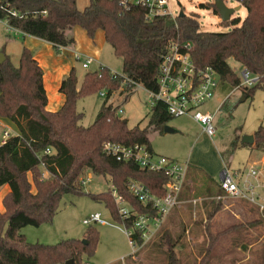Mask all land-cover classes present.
I'll return each mask as SVG.
<instances>
[{"label": "trees", "instance_id": "1", "mask_svg": "<svg viewBox=\"0 0 264 264\" xmlns=\"http://www.w3.org/2000/svg\"><path fill=\"white\" fill-rule=\"evenodd\" d=\"M0 3H8L18 13L9 16L0 11V17L23 34L51 43L57 52L73 44L69 32L74 27L83 29L91 39L101 30L105 42L122 63L121 76L113 77L108 67L100 65L85 72L78 87L75 70L71 69L59 87L64 102L51 112L46 108L43 71L30 50L22 47L17 65L1 51L5 60L0 64V118L13 123L18 135L0 144V187L5 184L9 187L0 212V264H55L69 259L73 264H83L82 254L87 258L94 254L99 234L91 224L85 231L84 242L72 238L56 244L32 243L22 233L26 226L51 222L63 195L83 193L82 180L87 173L106 177L110 182L107 191L89 195L104 204L115 222L127 228H131L132 220L118 215L113 190L138 213L150 211L128 191V180L141 183L156 196L164 195L163 173L117 161L103 152L102 145L107 141L125 146L140 144L151 151L149 128L162 132L173 118L166 105L157 102L150 107L147 126L129 128L119 118L118 108L108 100L118 90L126 98L137 85L156 90L162 57L173 43H190L193 63L197 67L210 66L219 75L220 93L240 90L241 99H225L219 106L226 120L232 118L238 102L251 99L257 89L264 91V0H245L246 15L242 20L222 21L224 25H232L226 32L202 31L196 17L191 15L177 17L175 21L147 19L144 9L137 6L124 9L119 0H88L83 9H79L77 0H0ZM213 10L217 14L214 5ZM228 58L257 76L256 82L239 87L241 79L228 64ZM98 91L106 98L93 123L81 126L78 121L82 113L77 111L76 102ZM252 135L253 143L246 145L235 134L228 146L230 156L242 146L264 154V127L259 126ZM47 148L51 153H44ZM133 236L140 243L138 234ZM173 244L169 243L167 264H181L171 251Z\"/></svg>", "mask_w": 264, "mask_h": 264}, {"label": "rangeland", "instance_id": "2", "mask_svg": "<svg viewBox=\"0 0 264 264\" xmlns=\"http://www.w3.org/2000/svg\"><path fill=\"white\" fill-rule=\"evenodd\" d=\"M213 1L168 0V5L173 15L178 16V13L183 12L185 15L195 16L199 29L202 31L226 32L232 25L222 23L218 13L216 14L213 10ZM87 2L88 0H77L79 9H83ZM223 3L229 8L239 7L230 15V20L236 18L242 20L245 17L246 8L239 5L236 0H223ZM200 4L205 7L201 8ZM21 49V39L0 27V51H3L14 65L18 64ZM102 56L108 59L110 65L107 67L110 71L122 73L121 59L113 54L111 46L107 43ZM227 62L240 75L241 65L232 58H228ZM93 68V64L87 68H82L80 63L77 64V87L84 73ZM101 92L98 91L77 100L76 109L82 113L78 121L81 126L87 127L93 123L106 98L101 96ZM241 98L239 89H234L229 94L217 91L210 101L200 107L202 111L214 114L212 136L204 133L201 126L187 116L173 117L167 123V126L174 130L173 132H158L149 128L148 138L151 149L154 153L179 164L189 162L192 155L200 157L202 164L217 158L220 163L223 161L230 169L245 164L264 168V163L260 164L258 161L260 156L256 157L257 151L250 146L237 148L231 156L228 152L229 143L235 134L241 139L243 135L253 134L259 126L264 127V91L261 89H257L251 99L238 102L232 118L229 121L225 119V115L219 111L221 103L225 99L238 101ZM108 102L122 110L118 116L127 122L129 128L137 125L147 126L150 104L143 87L137 86L126 98L124 93L118 90L109 97ZM87 177L90 179L82 185L83 193H69L60 198L58 211L51 222L38 227L26 226L22 229L29 242L56 244L61 240L72 238L82 241L88 228L82 220L95 212L100 213L101 217L109 223L115 222L104 204L95 202L89 195L107 191L111 187L110 182L106 177L91 173H87L84 179ZM260 193L263 198L261 203L264 205V190ZM221 200L215 198L205 201L207 206L198 202L195 210L191 203L183 205L181 216L174 217L170 227L162 228L156 238L139 247L134 254L128 238L120 229L92 223L91 225L98 230V244L94 254L90 258L82 254L81 261L83 264H167V253L171 242L174 243L171 251L181 264H264V210L252 204L249 207L243 204H240V207L232 205L231 210L242 208L248 214H238V219H229L225 211L223 217L218 215L217 225L214 224L211 227L210 221L217 208L219 209ZM252 219L257 220L258 225L255 227L252 239L241 234L243 228L239 231L235 228L231 233L228 232L230 226L239 229L243 224L252 223ZM221 221L223 223H220ZM114 224L122 226L121 223ZM250 244L253 245L250 246Z\"/></svg>", "mask_w": 264, "mask_h": 264}, {"label": "built area", "instance_id": "3", "mask_svg": "<svg viewBox=\"0 0 264 264\" xmlns=\"http://www.w3.org/2000/svg\"><path fill=\"white\" fill-rule=\"evenodd\" d=\"M236 1L239 5H243L245 0ZM119 4L124 9L133 6L144 9L147 19L165 18L175 21L177 18V15L171 13L168 0H119ZM0 11H4L9 16L18 14L14 9L8 7V3H0ZM0 27L5 32H12L14 36L24 35L20 30L12 27L4 17H0ZM189 49V42L173 43L168 47L159 66L157 89L146 90L148 101L150 107L157 102H163L170 116L190 117L201 126L204 133L212 136L214 133L212 126L214 114L204 112L200 107L210 101L217 92L219 75L210 66L197 67L190 58ZM75 59L81 61L82 68H87L93 62V58H81L78 54L75 55ZM112 76L121 75L112 72ZM239 77L241 79L239 87H249L258 79L245 68H241ZM100 94L101 96L104 95L102 92ZM121 112L122 110L119 108L117 113ZM10 136L7 130L3 131L1 144ZM102 150L117 161L132 162L141 169L161 172L165 177L163 182L165 193L162 196L152 194L148 187L137 181L128 180L126 182L128 191L139 202L147 206L150 212H136L126 205L121 195L114 190L111 192L118 215L122 219L131 218V228H127L125 224L119 226L114 224L115 222L109 223L98 212L91 213L82 220L85 225L97 223L120 229L128 238L134 254L139 247L148 243L156 235L165 218L177 205L187 164H179L167 157L157 155L147 149L145 145L140 144L125 146L107 141L103 143ZM44 153L49 154L51 150L47 148ZM89 179V177L83 178L82 185ZM219 183L225 197L244 200L257 206L260 210H264V205L261 203L263 198L260 193L264 190V168L244 166L230 169L224 166L219 173ZM134 233L140 237V243H136Z\"/></svg>", "mask_w": 264, "mask_h": 264}, {"label": "crops", "instance_id": "4", "mask_svg": "<svg viewBox=\"0 0 264 264\" xmlns=\"http://www.w3.org/2000/svg\"><path fill=\"white\" fill-rule=\"evenodd\" d=\"M69 36L73 38V44L68 47H62L58 52L51 43L42 39L25 34L16 36L21 39V46L26 47L30 50L34 59L38 62L43 71V86L47 95L46 108L51 112L57 111L64 102V95L59 91L62 80L68 75L71 69L75 70L77 76L76 67L78 63L81 64V61L75 59L76 54L80 55L81 58H93V62L91 63L94 65L93 70L97 69L99 65H103L106 67L107 65H110L108 59L102 56V53L106 46V42L101 30H97L94 34V37L91 39L86 35L83 29L74 27L69 32ZM5 130H7L9 132V135L11 136L18 135V130L13 123L9 122L6 119L0 118V136H2V132ZM151 151L153 152L152 149ZM258 155L260 156L258 160L260 164L264 163V154L257 151L256 157H258ZM186 164L187 170L181 192L178 196V203L176 205L177 207L175 206L170 211V213L162 223L160 229L150 241H152L154 238H156V236L160 234L162 228L170 227V223L172 222L174 217L181 216V207L188 203L193 204L195 210L196 204L198 202L204 203L205 206H207V203H205V201H210L215 198L222 199L220 201L221 204L218 205L219 209L217 208L213 218L210 221L211 227L214 224L217 225L219 221L217 219L218 215L223 217L225 211L227 212L226 216L229 219H238V214H248V212H244L242 208H239L238 210L230 209L232 205L240 207V204H243L249 207V205L251 206V204L244 200L230 199L224 196V192L222 191L219 183V173L221 172L223 167L226 166L223 161L220 163L216 158L213 161L207 160L206 162H204V164H202L200 157L191 155L189 162L187 161ZM253 164L256 163L253 162ZM244 166H251V164H245L232 169H237ZM228 168L230 167L228 166ZM44 175H47V173L44 172ZM8 191V185L5 184L0 187V212L3 211L2 198ZM252 206L255 207V205L253 204ZM251 222L252 223L250 224H243L241 227H239V229L238 227L230 226L228 232L231 233L235 228H237L238 231L240 230V228H243V232L241 234H243L247 238L249 237L248 239H252L254 236L253 232L254 230H256L255 227H258V225L257 220L255 219H252ZM220 223H223V221H221ZM22 233L24 234V232ZM220 237H222V235ZM253 241L251 242L253 243ZM251 245L253 244H250V246Z\"/></svg>", "mask_w": 264, "mask_h": 264}, {"label": "water", "instance_id": "5", "mask_svg": "<svg viewBox=\"0 0 264 264\" xmlns=\"http://www.w3.org/2000/svg\"><path fill=\"white\" fill-rule=\"evenodd\" d=\"M213 5L218 13V15L221 18V21H228L230 18V15L233 13L234 10H237L239 7H235V8H229L227 6L224 5L222 0H214ZM185 14L183 12L178 13L177 17H183ZM5 60V55L3 52L0 51V64L2 62H4ZM174 130L165 125L163 128V132H173ZM240 143L241 144H246V145H250L253 143V135H243L240 139ZM84 242V240H82ZM66 264H73L72 260L69 259L65 262Z\"/></svg>", "mask_w": 264, "mask_h": 264}]
</instances>
